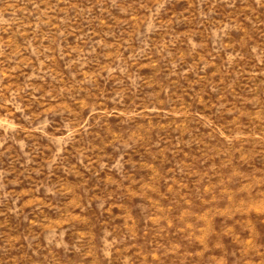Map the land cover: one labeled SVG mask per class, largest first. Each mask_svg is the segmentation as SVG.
<instances>
[{
	"label": "rangeland",
	"instance_id": "1",
	"mask_svg": "<svg viewBox=\"0 0 264 264\" xmlns=\"http://www.w3.org/2000/svg\"><path fill=\"white\" fill-rule=\"evenodd\" d=\"M0 264H264V0H0Z\"/></svg>",
	"mask_w": 264,
	"mask_h": 264
}]
</instances>
